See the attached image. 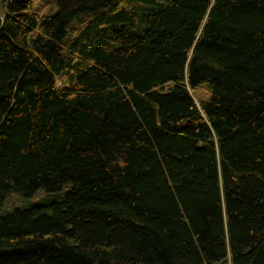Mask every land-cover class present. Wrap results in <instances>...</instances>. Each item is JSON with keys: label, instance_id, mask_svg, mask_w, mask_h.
Segmentation results:
<instances>
[{"label": "trees", "instance_id": "obj_1", "mask_svg": "<svg viewBox=\"0 0 264 264\" xmlns=\"http://www.w3.org/2000/svg\"><path fill=\"white\" fill-rule=\"evenodd\" d=\"M42 191L0 264H264V0H0V205Z\"/></svg>", "mask_w": 264, "mask_h": 264}, {"label": "rangeland", "instance_id": "obj_2", "mask_svg": "<svg viewBox=\"0 0 264 264\" xmlns=\"http://www.w3.org/2000/svg\"><path fill=\"white\" fill-rule=\"evenodd\" d=\"M62 83H60L61 85ZM56 198L59 197L57 194H48L44 191L39 193L33 198H23L17 194L9 197L5 202L0 205V214L14 211L15 209H24L33 206L35 203L39 202L42 198Z\"/></svg>", "mask_w": 264, "mask_h": 264}]
</instances>
